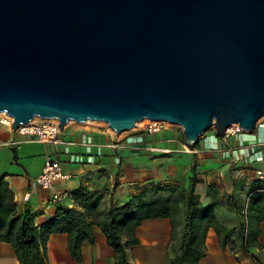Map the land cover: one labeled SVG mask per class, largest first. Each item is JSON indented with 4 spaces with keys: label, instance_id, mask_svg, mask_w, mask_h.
<instances>
[{
    "label": "water",
    "instance_id": "obj_1",
    "mask_svg": "<svg viewBox=\"0 0 264 264\" xmlns=\"http://www.w3.org/2000/svg\"><path fill=\"white\" fill-rule=\"evenodd\" d=\"M0 114L251 133L264 119V0H0ZM214 121V123H213Z\"/></svg>",
    "mask_w": 264,
    "mask_h": 264
},
{
    "label": "crops",
    "instance_id": "obj_2",
    "mask_svg": "<svg viewBox=\"0 0 264 264\" xmlns=\"http://www.w3.org/2000/svg\"><path fill=\"white\" fill-rule=\"evenodd\" d=\"M91 137L94 147L89 152L83 146H55L22 139L0 125V180L7 184L20 211H28L36 225L52 218L59 208H76L72 200L51 201L53 195H70L84 191L103 196L104 206L125 205L135 194L149 185H187L190 168L196 162V178L199 183L195 193L204 206L210 203L206 196L207 186L219 184L225 192H231V179L254 178V171L264 170V122H257L251 133L232 138H218L215 133L205 132L192 147H184L181 140L158 137L155 141L145 139L141 146L123 149L112 148L118 136L106 130L65 129L60 139L78 142L83 134ZM22 139L19 149L6 146L11 140ZM149 147L168 150L166 155L149 152ZM71 155L79 157L77 163ZM57 156L63 172L68 176L56 183L51 190L41 189L34 179L42 172L46 158ZM260 157L259 161H255ZM246 194H241V208L246 206ZM223 218L226 227L237 224L236 216L225 209L215 211ZM170 223L167 219L144 221L136 230L137 246L127 250L131 264H165L170 242ZM94 243H84L82 260L75 262L68 254L64 234L51 235L47 242L49 264H114L113 250L105 244L98 229L93 230ZM259 248L252 247L248 254L240 251L234 256L228 249L219 247L212 229L205 235V256L198 264H264V222L259 225L257 238ZM236 257V259H235ZM0 264H17L9 244L0 243Z\"/></svg>",
    "mask_w": 264,
    "mask_h": 264
},
{
    "label": "trees",
    "instance_id": "obj_3",
    "mask_svg": "<svg viewBox=\"0 0 264 264\" xmlns=\"http://www.w3.org/2000/svg\"><path fill=\"white\" fill-rule=\"evenodd\" d=\"M187 185H149L135 194L125 205L104 206L102 195L74 191L69 196L76 208L61 207L41 225L26 210L20 211L6 183L0 180V243L9 244L17 264H49L47 242L51 235L64 234L69 256L82 260L84 243L93 244V230L98 229L105 244L113 250L114 264H131L127 250L139 241L135 230L147 220L167 219L170 242L165 264H198L205 256V235L215 233L219 247L234 256L259 248V225L264 222V181L231 179V192L222 182L207 186L210 203L201 204L195 193L196 162L190 168ZM246 206L241 208V194ZM225 209L236 216L237 224L226 227L215 211ZM236 259V257H235Z\"/></svg>",
    "mask_w": 264,
    "mask_h": 264
},
{
    "label": "built area",
    "instance_id": "obj_4",
    "mask_svg": "<svg viewBox=\"0 0 264 264\" xmlns=\"http://www.w3.org/2000/svg\"><path fill=\"white\" fill-rule=\"evenodd\" d=\"M264 122V120H263ZM13 120L5 114H0V125L8 129L11 133L22 139H31L33 142L41 144H49L55 146H83L87 152L94 147L92 139L87 134H83L81 140L78 142H67L60 139L61 131L59 130V123L56 120H37L34 123H29L25 126H19L16 130L12 129ZM165 123H157L151 121H145L142 124V131L146 134H157L165 130ZM105 126V125H103ZM106 127V131L113 134V132ZM182 130V129H181ZM247 134L238 125H231L225 132L222 139L238 137ZM11 140L6 143V146L12 149H19L24 140ZM144 141L138 136H129L123 140H117L113 142L112 148H128L134 146H141ZM258 146H264V141H260ZM186 147V146H184ZM149 152L156 155H166L168 150H163L155 147H149ZM258 157L255 161H259ZM70 161L77 163L79 157L71 155ZM67 175L63 172L62 164L57 156L48 157L43 164L42 172L34 179V183L44 190H51L56 183H62L67 179ZM254 178L260 181H264V170H255ZM69 198V195H53L51 201L61 202L63 199Z\"/></svg>",
    "mask_w": 264,
    "mask_h": 264
},
{
    "label": "rangeland",
    "instance_id": "obj_5",
    "mask_svg": "<svg viewBox=\"0 0 264 264\" xmlns=\"http://www.w3.org/2000/svg\"><path fill=\"white\" fill-rule=\"evenodd\" d=\"M261 120H264V119H261ZM260 121V120H259ZM98 129V130H106V127L105 126H103V125H93V126H87V127H82V126H80V125H77V124H75V123H73V124H67L65 127H64V130L65 129ZM164 128H165V130L164 131H162V132H160V133H157V134H146V133H144L141 129H142V125H140V126H136L135 128H133L132 130H130V131H128V132H124V133H122L121 135H119L118 136V139L119 140H123V139H125V138H127V137H129V136H138V137H140L143 141H145V139L147 140V141H150L151 139L153 140V141H155L156 140V138H158V137H170V138H172V139H176V140H182L183 141V132H182V130H181V128L180 127H177V126H172V125H164ZM208 133H215V131H214V129L213 128H211V129H209L208 131H207ZM114 134V133H113ZM183 143H184V141H183ZM185 145V144H184ZM186 146V145H185ZM187 148H188V146H186Z\"/></svg>",
    "mask_w": 264,
    "mask_h": 264
},
{
    "label": "bare ground",
    "instance_id": "obj_6",
    "mask_svg": "<svg viewBox=\"0 0 264 264\" xmlns=\"http://www.w3.org/2000/svg\"><path fill=\"white\" fill-rule=\"evenodd\" d=\"M38 119H34V120H32L30 123H34V122H36ZM145 121H147V120H144V121H142V122H140V123H137V127L138 126H140V125H142ZM213 123H214V121H213ZM69 124H73V122H69L68 123V125ZM80 126H82V127H87V126H93V125H105V126H107V124H105V123H101V122H90V121H87V122H85V123H83V124H79ZM165 125H169V124H167V123H165Z\"/></svg>",
    "mask_w": 264,
    "mask_h": 264
}]
</instances>
